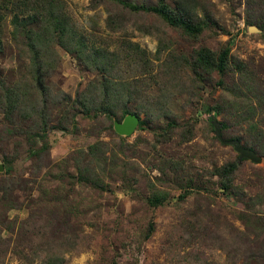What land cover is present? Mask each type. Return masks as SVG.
I'll use <instances>...</instances> for the list:
<instances>
[{
	"label": "rangeland",
	"instance_id": "rangeland-1",
	"mask_svg": "<svg viewBox=\"0 0 264 264\" xmlns=\"http://www.w3.org/2000/svg\"><path fill=\"white\" fill-rule=\"evenodd\" d=\"M64 1L81 31L99 42L115 38L104 28L106 14L101 8L90 10L89 0ZM132 1L145 5L157 2ZM202 2L205 6L200 14L206 13L210 22L200 40L189 41L163 26L158 18L143 13L130 18L131 40L153 56L158 37L146 34L141 26L157 27L167 40L163 58L168 53L185 56L200 46L218 50L228 44L231 53L243 62V73L232 66L223 78L213 74L197 81L190 69H180L172 74L174 82L168 87L167 102L156 110L157 117L138 125L130 136L118 137L110 128L111 121L94 113L84 116L77 112L71 126L66 119L67 128H56L65 106L57 100L64 96L73 99L93 77L59 46L55 48L57 66L46 80L52 92H47L45 102L38 97L32 114L23 106L11 112L0 105V211L8 208L7 219L14 227L11 231L0 227V237L7 244L4 264H18L19 252L31 256L41 240L50 239L63 214L80 233V242L72 252H63L58 245L65 264H242L248 247L264 253V135H256V128L249 126L242 111L252 105L255 113L250 120L264 133V0ZM99 10L102 18L96 17ZM250 26L258 31H249ZM11 29L7 16L1 24L4 54L0 56V71L7 82H18L24 63L11 39ZM121 38L116 35L115 40ZM159 62L155 61L156 66ZM156 70L160 72L159 65ZM167 78L172 79L168 75L162 79ZM246 89L258 92L259 97L247 94L250 101L242 103L234 99L237 92H248ZM130 105L136 110L135 103ZM145 118L146 114L140 113V119ZM214 120L225 123V137L241 136V143L255 144L257 155L262 157L260 163L241 162L237 172L235 184L246 197L224 193L216 177L206 173L238 155L231 145L214 137ZM168 122L180 126L195 123L193 137L184 142L176 134L169 141L156 142L155 134ZM88 166L95 169L106 190L76 180ZM189 176L193 182L186 190L191 193L179 201L183 178ZM158 191L167 192V200L151 206L148 199ZM240 213L260 218L259 226L247 227ZM29 220L30 230L24 227ZM150 221L155 229L147 239L145 230ZM191 225L197 227L192 229ZM21 260L40 264L39 259Z\"/></svg>",
	"mask_w": 264,
	"mask_h": 264
},
{
	"label": "trees",
	"instance_id": "trees-1",
	"mask_svg": "<svg viewBox=\"0 0 264 264\" xmlns=\"http://www.w3.org/2000/svg\"><path fill=\"white\" fill-rule=\"evenodd\" d=\"M204 6L202 0H157L154 5L138 4L132 0H89L90 10L96 11L101 8L106 14L103 19L104 28L109 33V37L115 36V38L103 39L99 42L96 37L78 28L67 12L64 0H0V56L4 54L1 24L7 16H10L11 39L18 56L24 63L22 78L18 82H7L3 79L0 71V105L11 112L17 107L23 106L28 114L34 113L38 103L37 98L39 97L44 103L47 92H52L46 80L57 66L58 56L55 48L59 46L84 70L93 73V77L87 81L82 90L77 91L73 99L70 96H64L57 100L59 105L65 104V106L61 110V118H58L59 126L56 128L59 130L67 128L65 126L66 119L69 120L67 124L71 126L77 112L84 116L93 113L105 116L111 121L110 128L113 133L115 132L113 122L122 121L127 114H136L139 117L138 125L156 118V110L167 102L168 87L174 82L172 74L176 72L178 74L180 69L185 67L190 69L197 81H203L204 78L213 74H218L223 78L229 73L232 66L241 73L244 64L231 53L228 44L222 45L218 50L200 46L192 49L185 56L168 53L166 58H163V53L167 49V40H164L166 39L165 32L157 27L152 30V25L145 24L141 26L143 31L148 35L157 36L159 40L158 48L152 56L138 42L131 40L132 32L128 30L130 18L140 13L154 16L166 28L175 30L189 41L196 42L201 39L210 22L205 17L206 13L200 14L201 11L204 12ZM96 17L102 18L100 10ZM116 35H121L122 38L117 41L115 40ZM156 60L160 61L158 64L160 72L156 70L158 66L155 64ZM167 75L172 79L163 80L162 78ZM243 82L246 83V87V79ZM221 83L224 84L223 80ZM246 90L248 92H237L234 99L242 103L245 100L250 101L251 97H259L258 92H253L251 89ZM157 92H160L161 96ZM247 94L251 97H247ZM132 102L135 103L136 110L131 109L130 103ZM155 107L157 108L155 109ZM242 111L245 113V118L249 120V126L256 128V135L262 137L263 130L258 129L250 120L255 113L252 105ZM42 112L43 109L40 110L41 115ZM216 112L219 113V110L216 109ZM140 113H145L146 118L140 119ZM112 117H115L116 120H111ZM42 120L41 122L45 123ZM220 124L222 126L221 134L225 140H238L241 143V136L225 137L222 131L226 125L225 123ZM194 126L193 122L183 126L168 122L164 130L155 134V140L156 142L169 141L177 134L182 138V141H188L193 137ZM214 137L217 138L215 133ZM242 146L258 154L255 144L243 143ZM90 148H95V145ZM238 156L227 159L220 165H214L206 173L216 177L218 188L222 189L224 193L246 197V193L235 184V177L241 162L247 160L243 158L238 161ZM97 163L100 165V160H97ZM83 169L76 176L78 182L92 188L107 189L106 184L96 175L92 166ZM183 179V191L178 196L179 201L184 200L191 193L186 188L191 186L193 176ZM167 197V192L158 191L149 197L148 203L157 207L164 204ZM249 202L252 203L251 198H249ZM7 210L8 208L4 207L0 211V227L11 231L14 227L7 219ZM239 217L244 223L246 222L247 227L251 224L253 228H257L260 224L258 217L251 219L245 213H240ZM57 225H59V229L56 227ZM24 227L31 229L30 220ZM191 227L194 229L197 226L191 225ZM45 228L46 226H43V230ZM154 229L155 224L150 221L145 230V238L151 237ZM51 232L50 239L47 242L41 240L37 244L38 248L32 250L31 256L19 252L22 255L20 259L18 258V264H25L21 260L22 258L29 259L31 262L39 259L40 264H65L63 252L64 250L68 253L72 252L71 249L80 242V233L71 227L64 214L58 218L55 229ZM28 245H33V242H29ZM58 245H61L62 253ZM79 249L82 250V247ZM6 254L7 244L0 237V264H4ZM244 259L242 264L262 263L264 253L255 252L251 247H248Z\"/></svg>",
	"mask_w": 264,
	"mask_h": 264
},
{
	"label": "water",
	"instance_id": "water-1",
	"mask_svg": "<svg viewBox=\"0 0 264 264\" xmlns=\"http://www.w3.org/2000/svg\"><path fill=\"white\" fill-rule=\"evenodd\" d=\"M249 31L257 32L258 29L254 26L249 27ZM139 124V117L136 114H127L122 121H114L113 129L114 131L121 136H130L136 129ZM212 125L214 127V133L218 140L221 143L231 145L235 152L238 153V161L245 158L255 163H260L262 161V157L258 156L253 150L245 148L242 146L240 141L238 140H225L221 134V124L216 120L212 121ZM3 170V166L0 164V171Z\"/></svg>",
	"mask_w": 264,
	"mask_h": 264
}]
</instances>
